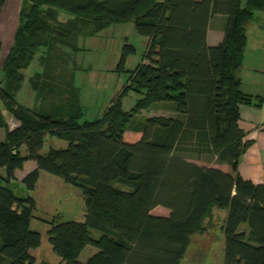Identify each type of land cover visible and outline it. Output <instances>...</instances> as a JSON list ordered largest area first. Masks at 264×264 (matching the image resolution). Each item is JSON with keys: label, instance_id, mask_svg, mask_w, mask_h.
Returning <instances> with one entry per match:
<instances>
[{"label": "trees", "instance_id": "trees-1", "mask_svg": "<svg viewBox=\"0 0 264 264\" xmlns=\"http://www.w3.org/2000/svg\"><path fill=\"white\" fill-rule=\"evenodd\" d=\"M258 10H264V0H21L13 44L0 62V102L17 122L13 128L3 125L0 167L12 181L34 160L35 168L21 179L27 190L35 188L41 170L80 190L82 222L46 221L48 242L61 262L179 264L190 235L204 230L201 222L214 207L227 209L224 264H264V183L238 173L239 157L249 145L238 124L239 105L263 101L245 93L237 76L244 24ZM215 15L224 17V35L208 45ZM129 21L149 37L123 90L139 98L130 112L117 97L95 120L79 123L84 115L74 83L79 39ZM130 52L125 45L117 70H124ZM37 53L40 67L29 79L35 103L42 93H69L65 103L46 112L37 104H19L12 89ZM65 69L68 86L61 79ZM157 106L169 115L129 119ZM125 128L139 139L126 142ZM45 136L67 145L41 153ZM211 164H226L230 172ZM35 206L32 197H18L0 183V264L34 263L30 251L41 242L31 228ZM157 206L169 213L152 214ZM86 245L97 251L80 262Z\"/></svg>", "mask_w": 264, "mask_h": 264}, {"label": "rangeland", "instance_id": "rangeland-1", "mask_svg": "<svg viewBox=\"0 0 264 264\" xmlns=\"http://www.w3.org/2000/svg\"><path fill=\"white\" fill-rule=\"evenodd\" d=\"M17 0H5L0 10V62L3 63L13 41L18 24L20 7H13ZM149 37L140 35L135 29L134 22L112 23L99 29L95 34L79 39L82 48L75 59L74 83L79 89V105L84 108V115L79 123L95 120L102 115L108 105L117 97H120L121 107L124 111L133 109L139 95L132 90L123 93L124 88L132 76V73L141 62ZM131 49L127 56L124 70H117L124 46ZM39 53L31 63L23 70L20 81L13 83L15 100L27 107L33 108L39 105L43 111H49L57 103H65L69 93L58 90L57 93L40 94L39 103H35V93L31 89L29 79L39 70ZM66 70V69H65ZM70 70L62 72V82L68 86ZM7 79V78H6ZM16 83V84H15ZM15 84V85H14ZM161 105V104H160ZM169 111L157 106L149 109L133 112L129 119H140L152 115H169ZM9 128L16 126L17 122L0 102V141L4 140V126ZM140 134L125 128L123 138L126 142H135ZM67 145L61 138L45 136L41 153L50 148L63 149ZM21 154L26 155L25 146H22ZM199 164H206L198 162ZM207 165V164H206ZM35 168L34 160H27L21 170L16 171V179L5 180V169L0 167V183L7 186L18 197L30 196L35 200L36 206L31 219V228L41 235L39 251L43 258H50L51 245L48 242L47 230L51 221L59 217L63 220H76L82 222L84 216V199L80 190L65 183L60 177L46 171H40V176L33 190H27L21 182L22 177ZM211 212L202 220L204 230L196 231L190 235L186 252L179 264H224V236L222 227L227 217V209L212 208ZM154 215H167L169 211L161 206L152 210ZM93 237L99 233L92 230ZM80 260H85V252Z\"/></svg>", "mask_w": 264, "mask_h": 264}, {"label": "crops", "instance_id": "crops-1", "mask_svg": "<svg viewBox=\"0 0 264 264\" xmlns=\"http://www.w3.org/2000/svg\"><path fill=\"white\" fill-rule=\"evenodd\" d=\"M20 3L21 0H17L13 7L15 5L20 7ZM224 24L223 16L215 15L211 18L206 35L208 45L221 42L224 35ZM244 32L246 44L237 76L241 89L245 93L253 97L262 96L263 101L260 106L254 103L239 105L238 124L245 133L244 141L249 145L239 157L238 173L241 178L259 184L264 183V10L254 12L253 19L245 22ZM211 166L224 172H230V167L226 164H211ZM84 214L83 211L82 215ZM38 248L39 246L30 251L34 257L33 264H65L53 251L50 258H43ZM96 251L93 246L86 245L80 252L78 260L84 262ZM84 252L85 260H80Z\"/></svg>", "mask_w": 264, "mask_h": 264}]
</instances>
